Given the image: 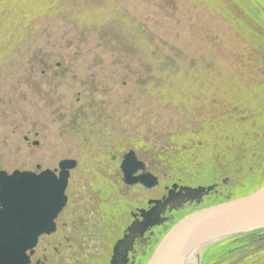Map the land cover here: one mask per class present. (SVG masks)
Listing matches in <instances>:
<instances>
[{"label":"rangeland","instance_id":"1","mask_svg":"<svg viewBox=\"0 0 264 264\" xmlns=\"http://www.w3.org/2000/svg\"><path fill=\"white\" fill-rule=\"evenodd\" d=\"M130 149L151 160L158 189L104 198L97 176L113 183L118 173L103 154ZM62 159L78 162L62 216L77 228L53 264H105L129 225L124 209L172 180L260 186L264 0H0V169Z\"/></svg>","mask_w":264,"mask_h":264},{"label":"water","instance_id":"2","mask_svg":"<svg viewBox=\"0 0 264 264\" xmlns=\"http://www.w3.org/2000/svg\"><path fill=\"white\" fill-rule=\"evenodd\" d=\"M134 154L126 153L120 165L125 183L156 186L158 180L152 174L134 177L142 169ZM76 166V160L62 159L58 174L57 169L39 172L15 169L10 173L0 170V264H30L39 237L55 231V219L67 204L69 175ZM213 188L214 185L173 184L166 197L148 201L153 206L148 211L138 210L141 220L134 219L115 242L109 264H127L135 238L159 226L161 214L167 208L170 211L193 201L199 204ZM262 237L264 184L245 196L203 207L179 219L161 237L146 264H200L202 248L226 239Z\"/></svg>","mask_w":264,"mask_h":264},{"label":"flooded vegetation","instance_id":"3","mask_svg":"<svg viewBox=\"0 0 264 264\" xmlns=\"http://www.w3.org/2000/svg\"><path fill=\"white\" fill-rule=\"evenodd\" d=\"M77 120V118H76ZM76 121L73 119H71L70 123L74 124ZM73 129H75V127H73ZM33 145H35L33 143ZM130 150L123 152L122 154H115L113 156H111V158H108V155H110V151H108L109 153L107 154H103L104 157L103 159H107L106 160H112L113 163H117V165L115 164L113 166L114 171H116L118 174L116 179L117 182H113L110 183V180H108L106 178L103 179L100 176H97L96 180H101L102 182H104L106 184L105 188H108L109 191L105 193V196H103L104 198L108 197V193H110V191H113L114 188H118L119 190H122L123 187H131V188H139V189H145V190H150V192H154V189H158L159 187V177L157 176V173L152 169V162L151 160H148L145 157H142L140 155V153L138 154L135 150L134 151V155L136 157V161L137 163L141 166L142 169H138L137 172L134 174V177L139 176L143 173H149L152 174L154 176L157 177L158 183L156 186L152 187V188H146L143 184L140 183H135L133 185H127L124 181V175L120 169V164L123 161V156L128 153ZM76 160V159H75ZM77 162V160H76ZM102 164H104L103 161H101ZM78 165V162H77ZM39 166L40 169L36 170V167ZM34 170L35 172H39L40 170H43L42 167L40 165H35L34 166ZM77 168V166H76ZM75 168V169H76ZM53 169H57L56 173L58 172V164L56 168ZM51 169V170H53ZM71 175V172H70ZM69 175V178H70ZM95 180V181H96ZM69 181V179H68ZM180 181V182H179ZM162 184V183H161ZM176 184L179 187L180 186H190V187H198L197 185H190L187 184V182H183L181 180H172L170 182H168L166 185H164L161 190L162 192L159 195L156 196H152L150 198H147L144 200L143 204H141L140 206H133L130 207L128 209L129 212V218H130V223L134 220H141V216L138 213L139 209H143L145 211H148L153 205H148V201L149 200H160L162 199L167 193L168 190L172 188V185ZM210 185H214L213 190H211L209 192L208 195L204 196L202 201L199 204H196L195 201L193 202H187L184 205H182L179 208H175L169 211V208H167L164 213L161 214V224L159 226H154L150 229H148L146 232H144V234L142 236H139L135 238L134 243L132 245L131 250L128 253V261L127 264H145L153 247H155V245L158 243V241L160 240V238L169 230V228L176 223L179 219H181L182 217H184L185 215H188L202 207L208 206V205H212L215 203H218L220 201H223L225 199H228L230 196L235 195V189L234 187L237 184H234V187L232 189V183L230 182V179L225 177V178H219L217 180V182H212V183H208ZM68 186V185H67ZM118 186V187H117ZM206 187V186H205ZM67 190V188H66ZM178 191V189H177ZM112 194V193H110ZM68 198V195H67ZM103 198V199H104ZM68 200L67 199V204H68ZM67 204L65 206V208L58 214V216L55 219V231L50 234V235H42L39 239H38V243L36 245V247L34 248V251L32 253V255L30 256V264H53L54 261L53 260H57L59 253L62 249V245L69 243L70 241L74 240V234L73 231H75L74 227L75 225L72 226V230L71 232H69V223H66L65 220H62V216H65L67 213ZM125 205V204H124ZM126 210V209H124ZM132 214H136L135 217H132ZM124 233V232H123ZM123 234L121 233V236ZM241 240V239H240ZM249 241V240H246ZM251 241V240H250ZM224 244L227 243H221L218 245H211L208 246L207 248H205V250L203 251L202 255H201V261L200 264H209L211 261L210 259H212V253L215 250L221 249L222 246H224ZM230 245H233L235 247L236 250H240V251H244V250H254V249H263L264 250V237L262 238H255L254 242H249L247 244L246 243H241V244H237L235 242H231ZM71 248V247H70ZM232 251V252H234ZM232 252L230 253V255L232 254ZM225 254V253H224ZM221 255V256H224ZM229 255V254H228ZM111 257V256H110ZM220 257V255H219ZM50 260V261H49ZM264 260V255L262 256H255L250 260H247L246 264H257L261 261ZM52 261V262H51ZM110 259L105 263V264H109ZM264 264V262H263Z\"/></svg>","mask_w":264,"mask_h":264},{"label":"bare ground","instance_id":"4","mask_svg":"<svg viewBox=\"0 0 264 264\" xmlns=\"http://www.w3.org/2000/svg\"><path fill=\"white\" fill-rule=\"evenodd\" d=\"M102 157H104V156H102ZM103 177V176H102ZM103 179H105V177H103ZM248 181H250L249 179H247V180H244L243 182H241L240 184H237L235 187H234V189H235V192L236 193H239L240 194V192H241V190L243 189V188H245L246 187V184L248 183ZM231 182V181H230ZM141 184V183H140ZM95 188H97L98 190H99V192L100 193H106V192H108L109 191V189L108 188H105V186H106V184L104 183V182H102L101 180H96L95 181V184L93 185ZM178 186V185H177ZM261 186V185H260ZM179 187V186H178ZM186 187H190V186H186ZM257 188H259V187H257ZM257 188H255L254 190H256ZM178 189V188H177ZM177 189H176V191H177ZM254 190H252V191H250V192H248V193H246V194H242L241 196H245V195H247V194H249V193H251V192H253ZM121 191L119 190V193H120ZM118 193V192H117ZM117 193H116V198L118 199V201L117 202H115L114 203V205H115V207H114V210H115V213L117 214L118 212H121L122 211V206H123V204L125 203L121 198H119V193H118V196H117ZM122 195V194H121ZM103 196H105V195H103ZM167 196V194L164 196V197H166ZM234 196V195H233ZM241 196H238V197H235V198H239V197H241ZM230 197H232V196H230ZM103 199V198H102ZM202 199H203V197H202ZM161 200V199H160ZM150 201V200H149ZM200 201H202V200H200ZM206 207V206H205ZM111 214H113L112 212H110ZM114 215V214H113ZM103 218V217H102ZM101 218V219H102ZM161 239V238H160ZM255 239V238H254ZM254 239H250V238H243V239H241V240H239V238L238 239H226V240H222V241H219V242H217L216 243V245H218V244H221V243H227V244H224V246H222V248L221 249H218V250H215L213 253H212V256H215V255H223L224 253V256L227 258V256H228V254H230L232 251H234V250H236L235 249V247L233 246V245H230V243L231 242H235V243H237V244H241L242 242L243 243H246L247 242V244L249 243V242H254ZM246 240H249V241H246ZM251 240V241H250ZM247 263V260L246 261H243V262H240L239 264H246Z\"/></svg>","mask_w":264,"mask_h":264},{"label":"trees","instance_id":"5","mask_svg":"<svg viewBox=\"0 0 264 264\" xmlns=\"http://www.w3.org/2000/svg\"><path fill=\"white\" fill-rule=\"evenodd\" d=\"M263 183H264V181H263ZM261 184H262V183H261ZM258 187H259V185H258ZM255 188H257V186H256ZM255 188H253V189H244V188H243V189L241 190L240 194L235 192V195L232 196V198H235V197L241 196L242 194L244 195V194H246V193H248V192L254 190Z\"/></svg>","mask_w":264,"mask_h":264}]
</instances>
